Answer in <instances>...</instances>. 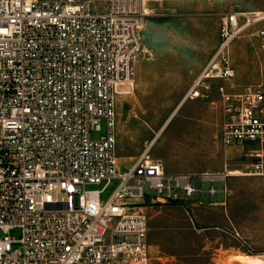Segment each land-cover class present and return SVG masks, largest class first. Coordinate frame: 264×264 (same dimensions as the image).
Wrapping results in <instances>:
<instances>
[{"label": "built area", "instance_id": "obj_1", "mask_svg": "<svg viewBox=\"0 0 264 264\" xmlns=\"http://www.w3.org/2000/svg\"><path fill=\"white\" fill-rule=\"evenodd\" d=\"M146 2L0 0V264H152L148 207L225 182V170L167 172L148 150L121 166L117 101L143 50ZM263 21L264 10L222 15L190 98L235 76V38L250 32L264 49ZM217 90L222 143H259L248 171L264 175L262 84Z\"/></svg>", "mask_w": 264, "mask_h": 264}, {"label": "rangeland", "instance_id": "obj_2", "mask_svg": "<svg viewBox=\"0 0 264 264\" xmlns=\"http://www.w3.org/2000/svg\"><path fill=\"white\" fill-rule=\"evenodd\" d=\"M258 2L264 0L146 2L149 14H145L142 27L143 50L117 101L121 166L125 169L148 150L151 157L163 161L167 172L234 173L227 176L226 186L219 180H204L200 198L204 202L225 201L229 228L215 224L201 228L193 216L198 206L190 200L173 199L148 208L152 264H240L233 254H264V175L248 171L252 161L248 151L260 144L224 146L217 90L223 82L233 90L253 84L264 88V49L259 38L250 32L235 38V76L212 80L207 96L188 95L217 44L222 15ZM101 123L103 131L105 120ZM100 133L93 131L92 135ZM118 183V178L113 179L106 195ZM211 184L218 186L217 195L208 193ZM19 233V229L10 231L16 236Z\"/></svg>", "mask_w": 264, "mask_h": 264}, {"label": "crops", "instance_id": "obj_3", "mask_svg": "<svg viewBox=\"0 0 264 264\" xmlns=\"http://www.w3.org/2000/svg\"><path fill=\"white\" fill-rule=\"evenodd\" d=\"M263 8H264V3L258 2V3L248 4L245 6V9H242V10L262 11V10H264ZM218 42H219V30H218L217 44H218ZM217 44H216L215 48L217 47ZM215 48H214V50H215ZM214 50H213V52H214ZM213 52L211 53V55L213 54ZM230 151H231V153H234V151H232V150H230ZM231 174H234V173H229V175H231ZM199 198H200V196L196 195L194 197L195 201L192 202V203L196 204V206H198L197 208L193 209V214H194L193 216L195 217V219L199 223V226L201 228H208L209 226H212V224H215L214 226L218 227V228L219 227L220 228H229L230 218L228 217V214H227V208H226L225 201L219 200V201L204 202L202 200H199ZM150 207H152V206H149L148 208H150ZM257 252L258 251H253L252 253H249V254H259V255L261 254L262 256H264L263 253H257ZM240 253H248V252H240Z\"/></svg>", "mask_w": 264, "mask_h": 264}, {"label": "bare ground", "instance_id": "obj_4", "mask_svg": "<svg viewBox=\"0 0 264 264\" xmlns=\"http://www.w3.org/2000/svg\"><path fill=\"white\" fill-rule=\"evenodd\" d=\"M259 12V11H257ZM145 14H149V11L145 8ZM130 80V79H129ZM128 80V81H129ZM156 138H154L150 145L148 146V149L154 145ZM226 174L229 175L227 170H225ZM233 257L239 261L240 264H264V256L259 254H249V253H236L233 255ZM229 261V260H228Z\"/></svg>", "mask_w": 264, "mask_h": 264}]
</instances>
